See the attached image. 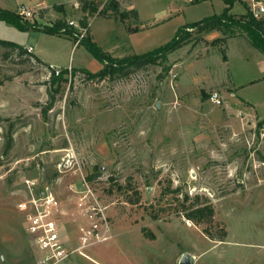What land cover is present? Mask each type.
<instances>
[{
    "label": "rangeland",
    "instance_id": "obj_1",
    "mask_svg": "<svg viewBox=\"0 0 264 264\" xmlns=\"http://www.w3.org/2000/svg\"><path fill=\"white\" fill-rule=\"evenodd\" d=\"M59 1L40 8L32 6L40 0H21L31 13L22 17L40 28L72 21L69 35L0 19V39L31 45L47 64L16 51L4 57L0 46V264H43L17 208L29 183L35 197L52 195L42 209L58 219L70 251L81 244L80 227L93 218L109 224L106 240L82 241L59 264H180L184 253L197 256L192 264H244V256L264 254V83L232 86L262 75L255 57L263 53L247 49L237 26L221 27L216 39L189 28L187 42L165 59L123 77L89 78L84 71L102 64L76 44L83 17L88 38L121 58L166 44L216 2L117 0L120 11L137 10L134 17L99 14L107 0H86L98 6L89 15L83 0ZM234 4V18L248 11L247 0ZM49 63L68 72L53 79ZM211 92L220 105L208 100ZM244 95L263 118L247 116ZM203 205L214 210L210 223L186 218ZM204 228L225 236L211 239Z\"/></svg>",
    "mask_w": 264,
    "mask_h": 264
},
{
    "label": "trees",
    "instance_id": "obj_2",
    "mask_svg": "<svg viewBox=\"0 0 264 264\" xmlns=\"http://www.w3.org/2000/svg\"><path fill=\"white\" fill-rule=\"evenodd\" d=\"M108 4L104 5L102 9L98 11L99 14L106 16L109 10L114 13H119L120 15L132 14L134 17H137V10H119V5L117 0H107ZM226 4V7L223 11L218 15H211L202 18L199 22H190L183 25L181 28L176 30L174 37L168 41L166 44L157 47L145 54H134L130 56H124L121 58H114L109 53L103 51V49L94 41L88 38L85 35L83 38L79 40L78 44L83 45L101 64L102 67L97 72L84 71L89 78H105V77H123L128 75L131 71H135L141 69L143 66L147 64L156 63L158 59H165L166 55L177 48L181 47L183 44L187 42L188 38V30L189 28H197L200 31L205 33L211 30H220L221 27L225 29L232 30L233 26H237L238 28L244 30L246 33L250 44L259 49L264 54V16L259 18H254L249 11L246 12L239 18H234L230 14V10L232 9L236 0H223ZM245 5V4H244ZM58 8V6H56ZM60 11L63 10L62 7L58 8ZM98 6L92 5L90 2L83 0L81 4V10L88 11V15L97 11ZM0 19L5 21L6 23L14 25L16 28L20 30H26L29 28L43 30L52 34H64L69 35L70 29L72 28L68 23H66L62 19H56L49 27L40 28L33 22H30L24 19L22 16L18 15L15 11L3 9L0 7ZM87 17H83L81 19L80 25L81 27H87ZM201 24V27L199 26ZM88 30V29H87ZM231 32V31H230ZM0 46L5 47L7 52H5L4 57H8L11 52L16 51L17 55H27L38 62L47 65L39 58L34 56L31 52L27 51V47L21 46L17 43L8 40L0 39ZM52 71V76L54 75V70L48 66ZM67 68L61 69L59 73L53 77V79L60 80L63 75L67 73ZM2 81L0 80V85ZM4 120V118L0 117V124ZM259 123H264V118ZM8 140L6 144L7 151L10 148L12 142L11 134H8ZM173 191H177L173 189ZM213 208L210 205L196 206L193 208L191 206L185 216L187 219L194 220L197 223H210L212 221L213 216ZM203 233H205L211 239L223 240L225 233L222 230V234L217 238L209 231V229L204 228Z\"/></svg>",
    "mask_w": 264,
    "mask_h": 264
},
{
    "label": "built area",
    "instance_id": "obj_3",
    "mask_svg": "<svg viewBox=\"0 0 264 264\" xmlns=\"http://www.w3.org/2000/svg\"><path fill=\"white\" fill-rule=\"evenodd\" d=\"M248 11L254 18L264 16V0H247ZM16 13L20 16H30V11L27 7L21 6L17 9ZM68 25H74L72 21L68 22ZM81 32L77 35V42L83 38L87 33V27H82ZM27 51L31 52L32 48L27 47ZM56 74L58 70L53 66H50ZM208 100L214 105H220L222 98L217 92H211L208 95ZM33 183L28 184V191L25 194L27 199L17 203V208L22 211L24 215L25 231L30 236L33 245L39 250L42 255L43 264H59L69 253L79 251L83 245H85L87 239L94 241H103L108 238L109 224L106 218H93L91 226L83 229L79 228L81 236L79 237L81 244L75 247L73 250H69L66 245H63L59 230L58 219L51 218L48 209H42L44 204H53V197L49 193L43 198L40 196L35 197L31 188ZM92 216H100L101 209L99 207L91 206L90 208Z\"/></svg>",
    "mask_w": 264,
    "mask_h": 264
},
{
    "label": "crops",
    "instance_id": "obj_4",
    "mask_svg": "<svg viewBox=\"0 0 264 264\" xmlns=\"http://www.w3.org/2000/svg\"><path fill=\"white\" fill-rule=\"evenodd\" d=\"M204 2H210V1H215L216 2V7L212 8L210 11H208V15L207 16H211V15H218L220 14L223 9L226 7V4L224 3L223 0H202ZM55 3H60L59 0H40V2H37L35 4H32V6H39L40 8H44V7H49L50 5H54ZM21 6H29V4H26L24 2H21V0H0V7L3 9H8V10H17L19 7ZM235 8V4L232 7V10ZM206 16V17H207ZM207 35V38L209 39H216L218 37H220L219 35V31L218 30H211L207 33H205ZM234 36V35H233ZM232 39L234 40V38L232 37ZM231 38H227V42L229 44V42L232 40ZM247 41V40H246ZM226 42V43H227ZM247 45H250L249 42H245ZM24 47H31L32 51L31 53H34V48L31 45H24ZM250 47H253L252 45L249 46V48L247 47V49H252ZM228 46L225 45V49H227ZM254 49V47H253ZM256 49V48H255ZM226 55V59L223 61L224 63L228 62V56ZM263 55V56H262ZM244 58L247 60V56L244 55ZM257 59V63L259 64V68L258 71L262 74L260 77H258V79H250L248 80V83L244 82V83H234L235 81H233V87L234 88H245L247 87V85H251L254 84L255 82H263L264 83V54H260V56H256L255 57ZM49 65H53L52 63H49ZM100 69V68H99ZM228 87V91L229 94L233 95L234 97L238 98L239 96L236 94V92L233 91V88ZM264 92V91H263ZM247 98V99H246ZM250 99H248V97H246V95H244V102H241L245 107L249 108L251 111L247 114V116H254L257 117L259 119L263 118L260 114H257V112H255L253 110V107L249 101ZM240 102V101H238ZM192 256V262L194 261V259L197 258L196 255H191ZM257 256V254H256ZM244 256V264H264V254H262L261 252L258 253V256Z\"/></svg>",
    "mask_w": 264,
    "mask_h": 264
},
{
    "label": "water",
    "instance_id": "obj_5",
    "mask_svg": "<svg viewBox=\"0 0 264 264\" xmlns=\"http://www.w3.org/2000/svg\"><path fill=\"white\" fill-rule=\"evenodd\" d=\"M192 256L189 255L188 253H184L182 256H181V259H180V264H192Z\"/></svg>",
    "mask_w": 264,
    "mask_h": 264
}]
</instances>
